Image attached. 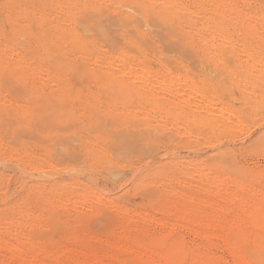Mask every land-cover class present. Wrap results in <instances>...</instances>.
<instances>
[{
    "label": "rangeland",
    "instance_id": "rangeland-1",
    "mask_svg": "<svg viewBox=\"0 0 264 264\" xmlns=\"http://www.w3.org/2000/svg\"><path fill=\"white\" fill-rule=\"evenodd\" d=\"M125 1L0 0V264H170L159 252L181 243L182 264H255L230 224L264 233L223 198L264 199V0H133L144 28ZM90 13L104 38L75 26ZM201 210L223 213L218 236L191 234Z\"/></svg>",
    "mask_w": 264,
    "mask_h": 264
},
{
    "label": "bare ground",
    "instance_id": "bare-ground-1",
    "mask_svg": "<svg viewBox=\"0 0 264 264\" xmlns=\"http://www.w3.org/2000/svg\"><path fill=\"white\" fill-rule=\"evenodd\" d=\"M5 1V0H4ZM7 1V0H6ZM123 1V0H122ZM2 2V1H1ZM124 3H126L125 4V6L126 7H129V6H131L130 8H135V10L134 11H131V12H129V14H127V15H130L131 16V18H132V22L131 23H129V24H131V26H136V25H138V27H142V28H144L143 26H146V23L149 21L148 19L151 17L152 18V15H153V13L151 12L150 13V11L149 10H147V9H143V8H140V10L139 9H137L139 12H142L141 14H147L148 12L150 13V14H152L151 16H150V14L148 13V15L150 16V17H148L147 19H144L147 15H144L145 17L143 18L144 20H142V21H146L144 24H142L141 23V21H139L140 20V18H141V16H143V15H139L138 13L139 12H137L136 11V7H137V5H136V7L135 6H133V5H135L136 4V1H135V4H133V0H126ZM133 4V5H130V4ZM142 3H144V2H142ZM141 2H140V4L141 5H139V7H141V6H143V4H142ZM168 3V2H167ZM11 4H14V3H11ZM82 4V3H81ZM144 4H146V3H144ZM129 5V6H128ZM147 5V4H146ZM146 5H144V7L146 6ZM122 6V5H121ZM12 7V6H11ZM41 7V6H40ZM138 7V8H139ZM145 8H147V7H145ZM12 9V8H11ZM14 9V8H13ZM224 9V8H223ZM230 9V8H229ZM72 10V9H71ZM79 10V9H78ZM75 11V10H74ZM145 13H144V12ZM223 11H225V9L223 10ZM230 11V10H229ZM228 11V12H229ZM231 11H233V10H231ZM230 11V12H231ZM12 12V11H11ZM45 12V11H44ZM226 12V11H225ZM234 12V11H233ZM15 13V12H14ZM70 13V12H69ZM92 13V12H91ZM90 13V15H88V14H86L87 16H85L84 18H81V20L79 19V18H76L77 20H78V22H77V24H75V26L77 25V26H79L80 25V22H81V25H80V27H82V29L84 30V32L85 33H87V32H95V34L96 35H100V36H102V35H106V34H104L105 33V30L106 29H108V27H104V25H105V21H102V22H98L97 20H96V18L94 17V16H92V14L93 15H95L94 13H92L91 14ZM221 13V12H220ZM235 13H237V12H235ZM227 14V13H226ZM225 13H224V15H226ZM231 14V13H230ZM229 14V15H230ZM10 15V14H9ZM32 15V14H31ZM44 15V14H43ZM84 15H85V13H84ZM221 15H223V13H221ZM238 15V14H237ZM19 16V15H18ZM37 16V15H36ZM42 16V15H41ZM63 16V15H62ZM67 16V15H66ZM72 16V15H71ZM70 16V17H71ZM76 16H77V14H76ZM80 16V15H79ZM154 16V15H153ZM230 16H232V15H230ZM252 15H250V17H251ZM32 17H34V16H32ZM75 17V16H74ZM254 17V16H253ZM12 18V17H11ZM72 18V17H71ZM70 18V19H71ZM101 18V17H100ZM99 18V19H100ZM102 18H103V16H102ZM106 18V17H105ZM110 18V17H109ZM127 18H130L129 16H127ZM130 18V19H131ZM233 18H234V16H233ZM235 18H236V15H235ZM247 18V17H246ZM256 18V17H255ZM263 18V17H262ZM262 18H261V20H262ZM38 19V18H37ZM74 19V18H73ZM76 19H74L73 21H71V22H73V23H75L76 21ZM237 19V18H236ZM238 19H242V18H240V16L238 17ZM257 19V18H256ZM264 19V18H263ZM1 20V19H0ZM72 20V19H71ZM103 20H106V19H104L103 18ZM127 20H129V19H127ZM34 21V20H33ZM75 21V22H74ZM109 20H107V22H108ZM121 21V20H120ZM130 21V20H129ZM128 21V22H129ZM239 21V20H238ZM243 21V20H242ZM244 21H247V20H244ZM1 22V21H0ZM104 22V25L102 24ZM260 22V21H259ZM262 23H264L263 21H261ZM2 23V22H1ZM37 23V22H36ZM60 23V22H59ZM110 23V22H109ZM62 24V23H61ZM64 24V23H63ZM79 24V25H78ZM147 24H149V23H147ZM1 25V24H0ZM74 25V24H73ZM107 25V24H106ZM128 25V24H127ZM216 26H218L217 24H215ZM18 26V25H17ZM21 26V25H20ZM58 26V25H57ZM76 26V27H77ZM125 26H126V24H125ZM129 26V25H128ZM224 26V25H223ZM51 27V26H50ZM67 27V26H66ZM137 27V28H138ZM210 27V26H209ZM219 27V29L220 28H222V25H220V26H218ZM23 28V27H22ZM58 28V27H57ZM65 28V27H64ZM71 28H72V26H71ZM79 28V27H78ZM77 28V29H78ZM110 28V27H109ZM17 29H18V27H17ZM19 29H20V27H19ZM24 29V28H23ZM53 29V28H52ZM56 29V28H55ZM58 29H60V28H58ZM139 29V28H138ZM57 30V29H56ZM68 30H70V29H68ZM67 30V31H68ZM79 30V29H78ZM221 30V29H220ZM219 30V31H220ZM18 31V30H17ZM21 31V30H20ZM52 31V30H51ZM54 31V30H53ZM66 31V32H67ZM71 31H73L72 29H71ZM71 31H69V32H71ZM136 31V30H135ZM218 30L217 31H215V29H214V34H215V37H217L218 39L219 38H221L222 36H221V33L219 32ZM223 30H221V32H222ZM25 32V31H24ZM74 32H77V31H75V29H74ZM112 32V31H111ZM129 32V31H128ZM137 32H139L138 30H137ZM141 32V31H140ZM23 32H21V35H23L22 34ZM26 33H27V31H26ZM61 33V32H60ZM78 33H79V31H78ZM107 33H108V30H107ZM113 33V32H112ZM62 34V33H61ZM64 34L65 35H67L68 34V32H67V34L64 32ZM82 34H84V33H82ZM114 34V33H113ZM20 35V36H21ZM25 35V34H24ZM28 35V34H27ZM30 35V34H29ZM46 35V34H45ZM55 35V34H54ZM57 35V34H56ZM70 35H73V34H70ZM75 35V34H74ZM77 35V34H76ZM76 35L74 36L75 38H76ZM109 35H110V33H109ZM19 36V37H20ZM26 36V35H25ZM53 36V35H52ZM79 36V35H78ZM209 36H211L212 37V35H209ZM67 37H68V35H67ZM80 37V36H79ZM84 37V39H83V41L84 40H86L85 39V35L83 36ZM96 37V36H95ZM103 38H104V36H102ZM106 37V36H105ZM228 37V36H227ZM70 38H71V36H70ZM74 38V39H75ZM212 38H214V35H213V37ZM224 38V37H223ZM66 39V38H65ZM64 39V40H65ZM78 39V37L76 38V40ZM215 39V38H214ZM71 40V39H70ZM80 40V39H79ZM78 40V41H79ZM228 40V39H227ZM75 41V40H74ZM74 41L72 42V40H71V43H73L74 44ZM82 41V43H84V42H86V41H84L83 42ZM203 41H204V39H203ZM219 41V40H218ZM38 42V41H37ZM41 42V41H40ZM46 42V41H45ZM63 42V41H62ZM224 42V41H223ZM66 43H67V41H66ZM80 42H78L77 44H79ZM1 44V43H0ZM40 44V43H39ZM75 44H76V42H75ZM76 44V45H77ZM223 44V43H222ZM226 45H227V42L225 43ZM79 45H82V44H79ZM228 46H230V45H228ZM7 48V47H6ZM11 48V47H10ZM222 48V47H221ZM251 55V54H250ZM125 58H126V56L125 55H123V56H120L119 57V60L120 61H122L121 63H123L124 61H125ZM251 58V57H250ZM1 59V58H0ZM259 61V60H258ZM124 65V64H123ZM124 72H126V71H124ZM128 73L130 74V76H132L133 75V78H132V80L133 79H144V78H148V76H149V71H147L145 68H143V67H141V68H138V67H133V66H129L128 67ZM111 75V74H110ZM157 76V75H156ZM101 77H104L105 78V76L103 75V76H101ZM185 77V76H184ZM107 78V77H106ZM155 79V81L153 82V83H156V82H159V83H161V84H165L166 83V81L165 80H163V79H158V77H154ZM160 78V77H159ZM191 79V78H190ZM147 80V79H146ZM171 80V79H170ZM188 80L189 79H184L183 78V82H184V84H187L188 83ZM124 82V81H123ZM171 82V81H170ZM170 82L168 81V83L170 84ZM119 83H122V82H120L119 81ZM126 84H129L128 83V81L127 82H125ZM124 83V84H125ZM111 84V83H110ZM124 84H120L121 86H120V88L118 87H116L115 89H116V91L118 92H120V89H122L124 86ZM114 85V84H113ZM129 85H131V83L129 84ZM126 86V85H125ZM128 86V85H127ZM134 86V85H133ZM130 87V86H129ZM132 87V86H131ZM123 90H124V88H123ZM126 91H127V88L125 89ZM125 90L123 91V92H125ZM131 91V90H130ZM184 91V90H183ZM118 92V93H119ZM132 92V91H131ZM134 92V91H133ZM167 92V91H166ZM170 92H172V91H170ZM169 92V93H170ZM185 92V91H184ZM190 93H191V95H196L197 93H198V91H194V90H190L189 91ZM111 93H113L114 94V86H113V88H112V92ZM127 93H128V91H127ZM173 93V92H172ZM190 93H187V94H189V96L188 95H186V96H188V97H190ZM183 94H186V93H183ZM199 94V93H198ZM214 100V99H213ZM208 102V101H207ZM212 102V101H211ZM210 102V103H211ZM213 103V102H212ZM211 103V104H212ZM217 103V102H216ZM186 104V103H185ZM187 105V104H186ZM189 105V104H188ZM158 107V106H157ZM208 107H210V105L208 106ZM207 110H208V108H207ZM209 112V111H208ZM218 112L219 113H221L222 115L223 114H226V115H228L229 117H231V116H234V112H232V111H230V110H228V109H219L218 110ZM209 113H211V112H209ZM212 116V115H211ZM224 116V115H223ZM235 116H236V114H235ZM212 117H214V114H213V116ZM215 118V117H214ZM244 118V117H243ZM247 118V117H246ZM217 119V118H216ZM237 119H238V122H239V124H243V123H245L242 119H241V117L239 116V117H237ZM45 123V122H44ZM213 123V122H212ZM215 124V123H214ZM45 125H46V123H45ZM101 125V122L100 121H97V123H96V126H100ZM215 126V125H214ZM216 127V126H215ZM226 155V154H225ZM219 162V161H218ZM206 163V162H205ZM222 164V163H221ZM220 164V165H221ZM194 167V166H193ZM200 167V166H199ZM205 167V166H204ZM198 168V167H197ZM201 169H203L202 167H201ZM200 168L198 169V170H201ZM201 173V172H200ZM209 173V172H208ZM205 174V173H204ZM204 174L203 173H201V177H205L204 176ZM213 174V173H212ZM207 175V174H206ZM210 175V174H209ZM209 175L207 176V177H209ZM217 175V174H216ZM212 176V175H211ZM211 176H210V178H211ZM215 176V175H214ZM213 176V178L211 179V184H217L216 186H217V188H219V186H221V184H220V180L218 179V177L217 176H215L214 177ZM219 176V175H218ZM206 178V177H205ZM203 179V178H202ZM209 179V178H208ZM206 181H208L207 179H205ZM205 181V182H206ZM235 181V180H234ZM209 182H210V180H209ZM208 183V182H207ZM237 183V182H236ZM211 184H209V185H211ZM223 185V184H222ZM247 187V186H246ZM212 188V187H211ZM213 189V188H212ZM212 189H208V194H210V195H214V196H216L217 194H218V192L217 191H213ZM253 189V188H252ZM247 190L249 191V192H251V189H248L247 188ZM179 194H181L182 195V193H179ZM187 198V200H189L190 198L189 197H186ZM189 198V199H188ZM225 201H228V202H231L233 205H235V204H237V205H239V208H240V210L242 211V212H247V215H245L246 217L248 216L249 218H250V224L251 225H253V226H255L256 228H258L259 230H261V232H263L264 233V199H261V200H259V202L257 201V202H254V201H250V199H244V198H242V197H240L239 195H237L236 193H231V194H225L224 195V198H223ZM234 199H236V200H234ZM198 201H200V200H198ZM200 202H202V201H200ZM227 202V203H228ZM215 205V204H214ZM251 205H254V206H252V207H254L252 210H248V208L247 207H250V209H251ZM169 206V205H168ZM193 207V206H192ZM171 208V207H170ZM222 208V207H221ZM221 208H219V210H223L224 211V209H221ZM218 210V209H217ZM216 210V211H217ZM226 210H227V208H226ZM229 210V209H228ZM232 210V209H231ZM181 211H182V208H181ZM163 213H169L170 211H169V209L167 208V209H163V211H162ZM180 212V211H179ZM197 212H199V211H197ZM202 212V213H201ZM201 212H200V214H198V217H195L194 215H192V216H194L195 218H193V219H195V223L193 222V219H192V223H194V226H196L197 225V227L199 226V224H205V225H208V231H206V230H204L203 229V231H200V229L199 230H197V229H195L194 228V226H193V228L192 229H190V232H191V234L193 235V236H195V237H199V236H203V237H205V236H211V237H213V235H217L218 234V231L216 230V228H217V224H219L221 221H220V219H219V217L218 216H220V215H222L221 214V211H219L220 212V215H218L216 218H212V216H209V215H206V214H204V213H206V212H204V211H202L201 210ZM161 213V212H160ZM163 213H162V215H163ZM175 213V212H174ZM211 213H212V211H211ZM211 213H209V214H211ZM214 213V212H213ZM230 213V211L229 212H227V214H229ZM231 213H232V211H231ZM234 213V212H233ZM207 214H208V212H207ZM225 214V213H224ZM169 215V214H168ZM197 215V214H196ZM215 215V214H214ZM234 215V214H233ZM237 215V214H236ZM177 216V215H176ZM223 216V215H222ZM222 216H220L221 218H223ZM235 216V215H234ZM240 216V215H239ZM147 217H149V216H147ZM232 217V216H231ZM188 218V217H187ZM239 218V217H238ZM146 219V218H145ZM153 220L154 219H150L149 218V221H151V223L153 222ZM191 220V219H190ZM149 221H147V222H149ZM220 221V222H219ZM150 223V222H149ZM155 223H157V222H155ZM160 223V222H159ZM192 223H190V225L192 224ZM222 223V222H221ZM224 223V222H223ZM164 224V223H163ZM170 224V223H169ZM196 224V225H195ZM154 225V224H153ZM157 225H158V223H157ZM193 225V224H192ZM238 225L239 224H237V221L236 220H234L231 224H230V229H232V235H231V237L229 238V239H227L228 238V236L226 237L225 236V238L227 239L226 240V242L227 243H232V245H233V242H235V241H237L238 243H239V245H240V247H241V250L239 251V250H236V251H239L237 254L235 253L234 254V256L236 255V258L237 257H239V258H241V259H243L244 258V256H245V254H246V252L249 250V249H251V246H255L254 247V256H255V264H264V234L263 235H257V234H254L253 236H250V235H248L245 231H243L240 227H238ZM248 225V224H247ZM165 226H167V225H165ZM170 226H173V228H177V227H180L179 226V224H170ZM183 227V226H182ZM189 227H191V226H189ZM205 227V226H204ZM219 227V226H218ZM241 227H243V226H241ZM12 229V228H11ZM187 229H189V228H187ZM229 229V228H228ZM227 229V230H228ZM171 230H173V229H171ZM183 230V229H182ZM246 230H247V228H246ZM12 231V230H11ZM221 231V230H220ZM225 231V230H224ZM248 231V230H247ZM13 233H14V231H12ZM146 233V232H145ZM206 233H209V234H206ZM226 233H228V232H226ZM15 234V233H14ZM219 234H220V232H219ZM222 234V233H221ZM225 234V233H224ZM260 234H262V233H260ZM165 235V234H164ZM230 235V234H229ZM168 236V235H167ZM218 236V235H217ZM216 236V237H217ZM224 237V236H223ZM29 238V237H28ZM146 238V237H145ZM210 238V237H209ZM225 238H223V240L225 239ZM30 239V238H29ZM31 240H32V237H31ZM149 240V239H148ZM26 241H27V239H26ZM29 241V240H28ZM145 241V240H144ZM153 241V240H152ZM171 241H173V240H171ZM225 241V240H224ZM136 244H137V246H139V245H141V244H143V242L141 243V241L140 240H137L136 239V241H134ZM165 242V240H162L161 241V243L163 244ZM226 242H223V243H226ZM237 242H236V245H237ZM250 242V243H249ZM145 243V242H144ZM169 243V242H168ZM176 244V243H175ZM182 244V243H181ZM181 244H177V245H175V246H173L172 248H169V249H167V250H165V248H164V252L163 253H160L159 252V254H161L162 256H165V258L167 259V261L170 263V264H182L183 262H186L189 258H190V255H188L187 253H186V249H181ZM235 244V243H234ZM134 245V244H133ZM174 245V244H173ZM165 246V245H164ZM184 246V245H183ZM228 246H229V244H228ZM129 247V246H128ZM131 247V246H130ZM134 247V246H133ZM200 247V246H199ZM13 247H11V249H12ZM132 248V247H131ZM131 248H128L129 250L131 249ZM155 248H157V247H155ZM17 249H18V247H17ZM136 249V248H135ZM134 249V250H135ZM153 249V248H152ZM12 250H14V249H12ZM127 250V249H126ZM148 250V249H147ZM151 250V249H150ZM184 250H186V251H184ZM189 250H191V249H189ZM198 250V249H197ZM253 250H252V252H253ZM82 251V250H81ZM80 251V252H81ZM149 251V250H148ZM154 251V250H153ZM153 251H151V252H146V254H151L150 255V257L151 256H153L154 254H155V252L157 251H155V252H153ZM249 251H251V250H249ZM14 252V251H13ZM21 251H19L18 253H17V256H22V255H24L23 253H20ZM80 252L77 254V256L80 254ZM85 252V251H84ZM158 252V251H157ZM194 253V252H193ZM192 253V254H193ZM233 253H234V251H233ZM86 254H87V252H86ZM142 254V253H141ZM145 254V253H144ZM158 254V253H157ZM76 255V254H75ZM84 255V254H83ZM83 255H81L80 254V257H82ZM247 255V254H246ZM85 256H87V255H85ZM143 256V255H142ZM145 256V255H144ZM143 256V257H144ZM161 256V257H162ZM199 256V255H198ZM208 256H210V255H208ZM32 257V256H31ZM75 257V256H74ZM142 257V258H143ZM148 258H149V256H147ZM154 257V256H153ZM207 257V256H206ZM141 258V259H142ZM199 259H200V257H198ZM198 258H192L191 260H189L190 261V263L189 264H206V261L204 262V261H202V260H200L199 261V259ZM202 258V257H201ZM214 258V257H213ZM233 258V257H232ZM75 259V258H74ZM78 259V258H77ZM80 259V258H79ZM207 259H208V257H207ZM238 259V258H237ZM30 260H32V261H34V259H33V257L30 259ZM151 260H152V257H151ZM222 260V259H221ZM73 261V260H72ZM77 261V260H76ZM214 261V260H213ZM74 262V261H73ZM204 262V263H203ZM209 262V261H208ZM208 262H207V264H208ZM71 263V262H70ZM187 263V262H186ZM209 263H211V262H209ZM42 264H48L47 262H42ZM214 264V263H213ZM215 264H217V263H215ZM219 264V263H218ZM253 264V263H252Z\"/></svg>",
    "mask_w": 264,
    "mask_h": 264
}]
</instances>
